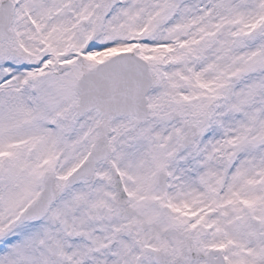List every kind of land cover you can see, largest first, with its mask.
Wrapping results in <instances>:
<instances>
[{"label":"snow or ice","instance_id":"1","mask_svg":"<svg viewBox=\"0 0 264 264\" xmlns=\"http://www.w3.org/2000/svg\"><path fill=\"white\" fill-rule=\"evenodd\" d=\"M0 264H264V0H0Z\"/></svg>","mask_w":264,"mask_h":264}]
</instances>
